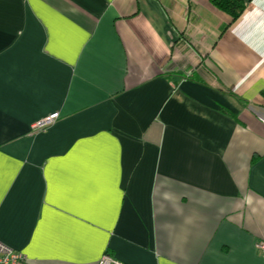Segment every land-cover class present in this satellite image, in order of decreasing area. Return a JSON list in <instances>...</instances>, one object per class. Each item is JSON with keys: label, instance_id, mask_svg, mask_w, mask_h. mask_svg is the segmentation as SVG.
<instances>
[{"label": "crops", "instance_id": "0c3cea01", "mask_svg": "<svg viewBox=\"0 0 264 264\" xmlns=\"http://www.w3.org/2000/svg\"><path fill=\"white\" fill-rule=\"evenodd\" d=\"M243 2L0 0V242L264 264V0Z\"/></svg>", "mask_w": 264, "mask_h": 264}, {"label": "built area", "instance_id": "2783aa9c", "mask_svg": "<svg viewBox=\"0 0 264 264\" xmlns=\"http://www.w3.org/2000/svg\"><path fill=\"white\" fill-rule=\"evenodd\" d=\"M59 117L57 112L51 113L32 125L33 131H40L54 123ZM254 248L264 261V239L257 241ZM0 264H28L25 255L0 242ZM96 264H122L108 254H103Z\"/></svg>", "mask_w": 264, "mask_h": 264}, {"label": "trees", "instance_id": "16d2710c", "mask_svg": "<svg viewBox=\"0 0 264 264\" xmlns=\"http://www.w3.org/2000/svg\"><path fill=\"white\" fill-rule=\"evenodd\" d=\"M218 10L225 12L232 19H236L244 9L243 0H209Z\"/></svg>", "mask_w": 264, "mask_h": 264}]
</instances>
